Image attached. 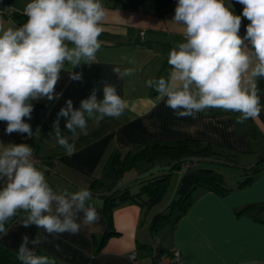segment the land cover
I'll use <instances>...</instances> for the list:
<instances>
[{"label": "crops", "instance_id": "obj_1", "mask_svg": "<svg viewBox=\"0 0 264 264\" xmlns=\"http://www.w3.org/2000/svg\"><path fill=\"white\" fill-rule=\"evenodd\" d=\"M27 2L0 0V19L5 27H18L26 22L22 9ZM102 2L110 15L99 37L103 44L96 54V62L90 67L82 65L74 69L83 72V80H69L68 72L73 69L66 65L56 86V92L62 95L53 101L47 98L31 101L34 111L28 122L32 126V137L7 134L6 124L0 122V142L31 146L43 158L46 166L41 170L53 190L75 192L88 188L92 193L88 203L100 215L97 225L82 226L77 235L49 236L40 246L29 244V247H36L35 251L46 253L60 264H130L128 254L132 251L142 263L152 264L159 252L170 248L180 251L183 264H264V211L241 212L248 205L264 202V169L255 173L247 184L237 186L244 178L241 169L226 165L214 167L223 174L231 189L217 193L196 186L185 212L174 223L167 222L156 231L151 230L150 220L164 208H158L163 197L148 210L135 201H126L113 209L110 226L113 233L102 242L108 220L101 194L127 186L134 192L130 183L134 184L138 177L153 172V166L158 167L163 162H145L117 176L110 165L113 155L123 157L129 151L133 153L148 139L161 143L193 139L232 154L241 165L264 157V110L257 118L243 123L237 122L239 113L218 109L206 110L195 119L178 118L157 99L156 91L146 86L149 79L167 77L169 52L184 41L182 28L171 23L177 1L162 13L146 6L133 7L129 0ZM231 2L235 14L239 15L243 5L236 0ZM246 21L242 19V23ZM114 67L132 68L134 72L120 79L114 74ZM104 84L116 87L126 103L124 113L118 119L105 117L99 125L89 120V135H81L76 141V153L66 155L48 135L56 114L67 99L79 107L81 99L86 98L93 88L98 89V97L102 98ZM260 96L264 104V92L260 91ZM64 124L61 119V132L70 137ZM228 168L237 171L227 175L225 169ZM133 170L135 173L128 176ZM156 172L153 174H158ZM22 215L6 225L9 227L7 235L0 236V243L16 254L24 235L31 240L38 233L44 234L35 226L22 227ZM56 245H59V251Z\"/></svg>", "mask_w": 264, "mask_h": 264}, {"label": "clouds", "instance_id": "obj_2", "mask_svg": "<svg viewBox=\"0 0 264 264\" xmlns=\"http://www.w3.org/2000/svg\"><path fill=\"white\" fill-rule=\"evenodd\" d=\"M236 3L243 5L239 15L231 0H177L171 23L182 28L184 41L169 52L167 77L149 79L146 86L178 118L195 119L218 109L239 113L237 122L243 123L264 110L258 86L264 79V0ZM22 14L27 20L18 27H5L0 19V122L7 134L32 137L31 101L62 95L56 86L66 65L73 69L69 80H83V72L74 69L96 62L110 12L102 0H28ZM242 19L249 21L243 37ZM113 72L123 79L134 69L114 67ZM97 93L93 88L79 107L67 99L56 114L48 135L68 156L76 153L80 136L89 135V120L99 125L105 117L118 119L125 111L114 85H103L102 98ZM61 119L70 137L62 134ZM91 199L88 188L54 191L28 144L0 142V236L7 235L6 225L21 213L22 227L35 226L44 233L31 240L22 237L17 250L21 264H55L35 248L49 236L77 235L82 226L97 225L100 215L88 203ZM56 248L59 251V245Z\"/></svg>", "mask_w": 264, "mask_h": 264}, {"label": "trees", "instance_id": "obj_3", "mask_svg": "<svg viewBox=\"0 0 264 264\" xmlns=\"http://www.w3.org/2000/svg\"><path fill=\"white\" fill-rule=\"evenodd\" d=\"M175 1L177 0H129V3L133 7L146 6L162 13ZM258 86L260 91L264 92V79L258 80ZM231 155L223 153V151L209 143H202L193 139L175 143H161L155 139H148L133 153L129 151L123 157H119L117 154L113 155L110 165L117 176H120L125 170L145 162L163 161L157 167L158 171L163 170L158 174L150 172L135 179L134 184L139 185L134 192H131L127 186L123 189L101 194L103 197V210L108 220V228L102 242L109 234L113 233L110 227L113 209L129 200L139 203L147 210L152 208L167 191L172 168L180 169L184 167V170L181 172L176 184L172 202L152 216L150 220L152 231H156L167 222L174 223L185 212L191 203V193L196 186L200 185L217 193H225L231 189L227 186L223 174L214 167L226 165L241 169L244 178L238 182L237 186L247 184L255 173L264 169V157L259 158L254 163L241 165ZM188 162L190 164L186 166L185 164ZM165 165L167 168L164 167ZM249 210L264 211V202L248 205L241 212ZM36 252L38 255H47L41 251ZM0 264H21V262L18 260L16 253L0 243ZM55 264L60 263L55 260Z\"/></svg>", "mask_w": 264, "mask_h": 264}, {"label": "built area", "instance_id": "obj_4", "mask_svg": "<svg viewBox=\"0 0 264 264\" xmlns=\"http://www.w3.org/2000/svg\"><path fill=\"white\" fill-rule=\"evenodd\" d=\"M248 23L249 21H246V22H243L241 25L239 34L242 37L245 34L246 25ZM247 47L250 48L251 45L248 44ZM33 159L38 168L42 169L46 166L43 158L35 150H33ZM128 258L130 260V264H144L139 260L137 253L135 251L130 252L128 254ZM152 264H183V260H182L181 253L177 248H170V249L159 252L154 258V261L152 262Z\"/></svg>", "mask_w": 264, "mask_h": 264}, {"label": "rangeland", "instance_id": "obj_5", "mask_svg": "<svg viewBox=\"0 0 264 264\" xmlns=\"http://www.w3.org/2000/svg\"><path fill=\"white\" fill-rule=\"evenodd\" d=\"M223 153H225V152H223ZM156 167L157 166H153V168H152L154 170L153 172L158 171V169ZM164 167L167 168L166 165ZM183 168L184 167H182L180 169L179 168H172L170 170V172H171V178H170V181H169V185H168L167 191L165 192V194H164V196H163V198L161 200V203L158 206V208L159 207H163V206H164V208H166L165 206H168V204H170L172 202V200L174 198V195H175L174 192H175L176 184H177L178 179H179V177L181 175V172L184 170ZM162 170H159L160 172H156V173H161ZM165 171H167V170H165ZM232 171H235L236 172L237 170L236 169H233V168H228V169H225V174L226 173H227V175L232 174ZM134 173H135V170L131 171L130 174H128V176H131ZM111 176H114V174L112 172H111ZM138 185L139 184H137V183L136 184H131L130 183V188L132 189V191H136Z\"/></svg>", "mask_w": 264, "mask_h": 264}]
</instances>
